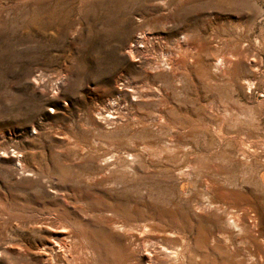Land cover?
I'll list each match as a JSON object with an SVG mask.
<instances>
[{"label": "rangeland", "instance_id": "obj_1", "mask_svg": "<svg viewBox=\"0 0 264 264\" xmlns=\"http://www.w3.org/2000/svg\"><path fill=\"white\" fill-rule=\"evenodd\" d=\"M70 248L264 264V0H0V264Z\"/></svg>", "mask_w": 264, "mask_h": 264}, {"label": "bare ground", "instance_id": "obj_2", "mask_svg": "<svg viewBox=\"0 0 264 264\" xmlns=\"http://www.w3.org/2000/svg\"><path fill=\"white\" fill-rule=\"evenodd\" d=\"M45 225V224H44ZM66 234V232L64 231V235ZM138 240H141L140 237L138 238ZM53 246V243L52 242H49L47 241L43 248L41 249V251L43 253H45L47 256H48V252L51 250V251H54V249L52 248ZM64 247H69V243L68 242H64ZM59 251V250H58ZM56 252V251H55ZM69 255H70V258H71V263L69 262H65L66 264H78V263H83L84 262V259L82 257L85 258V255L81 252H78L77 250H73L72 251V248L69 249Z\"/></svg>", "mask_w": 264, "mask_h": 264}]
</instances>
